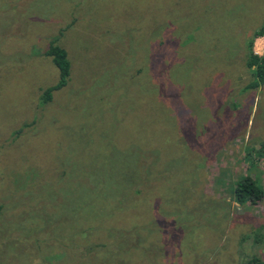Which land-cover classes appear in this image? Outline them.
I'll use <instances>...</instances> for the list:
<instances>
[{
	"label": "rangeland",
	"instance_id": "obj_1",
	"mask_svg": "<svg viewBox=\"0 0 264 264\" xmlns=\"http://www.w3.org/2000/svg\"><path fill=\"white\" fill-rule=\"evenodd\" d=\"M261 27L264 0H0V264L264 261L233 193L264 191Z\"/></svg>",
	"mask_w": 264,
	"mask_h": 264
},
{
	"label": "trees",
	"instance_id": "obj_2",
	"mask_svg": "<svg viewBox=\"0 0 264 264\" xmlns=\"http://www.w3.org/2000/svg\"><path fill=\"white\" fill-rule=\"evenodd\" d=\"M259 37H264V27L255 30L247 42L245 65L250 71L251 81L246 85L245 90H258L264 86V52L261 55L253 52L254 40ZM44 54L51 58L53 65L58 69L59 79L54 86L41 92L39 97L40 107H45L51 103L53 93L64 88L70 76V63L65 50L57 45V37L49 42ZM23 130L24 128L18 129L15 134L19 136ZM258 151L264 154V147L259 148ZM233 193L236 202L241 206L246 204L256 205L264 198V191L259 181L250 175L242 176L235 182ZM245 264H264V261L259 255L253 253L250 258L246 259Z\"/></svg>",
	"mask_w": 264,
	"mask_h": 264
}]
</instances>
